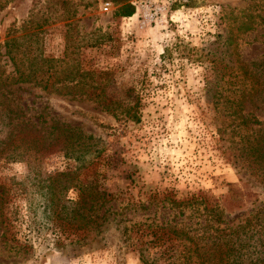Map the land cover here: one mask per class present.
I'll list each match as a JSON object with an SVG mask.
<instances>
[{"label": "rangeland", "instance_id": "obj_1", "mask_svg": "<svg viewBox=\"0 0 264 264\" xmlns=\"http://www.w3.org/2000/svg\"><path fill=\"white\" fill-rule=\"evenodd\" d=\"M64 1L0 0V43L9 29L16 35L35 31L44 55L61 58L67 52L63 66L95 70L92 76L84 74L83 81L98 84L96 91L105 100L135 108L137 121L113 117L89 99L86 84L64 93H46L28 84H21L23 90L10 86L6 95L16 102L20 94L27 115L43 110L46 119L53 116L98 138L101 152L81 169V178L91 175L107 190L132 200L167 192L176 198L201 195L212 202L230 184L239 183L238 171L222 152L229 141L216 133L214 103L219 101L221 112L220 101L243 95L238 85L255 88L262 83L264 73L257 77L250 63L264 59V0ZM123 3L133 5L128 16L117 14ZM5 67L10 70L7 61ZM68 78L70 84L79 79L76 74ZM252 113L264 126V111ZM3 121L0 264H143L123 247L114 221L101 233L86 236L55 221L45 207V177L73 170L77 162L60 151L40 162L9 159V148L1 142ZM245 179L254 195L227 210L229 224L254 206H264V185ZM64 195L70 199L76 193L68 189ZM223 243L221 236L219 249L210 246L206 264H225ZM251 247L250 258L264 257V244ZM173 258L174 264H182L170 251L153 264H171Z\"/></svg>", "mask_w": 264, "mask_h": 264}, {"label": "trees", "instance_id": "obj_2", "mask_svg": "<svg viewBox=\"0 0 264 264\" xmlns=\"http://www.w3.org/2000/svg\"><path fill=\"white\" fill-rule=\"evenodd\" d=\"M60 2L64 4L65 1ZM132 10V4L123 3L117 8V14L128 16ZM15 32V29H9L0 43V119H5L3 123L6 125L1 142L9 148L6 156L9 159L40 162L45 156L60 151L63 157L77 162L73 170L45 177L46 184L42 186L46 189L45 207L51 216L54 215L55 221L84 236L99 234L114 221L123 247L134 251L143 264H153L169 251L172 257L177 254L176 259L180 256L182 264H206L207 251L210 246L219 249L221 236L226 245L225 264H264L263 255L250 258L251 246L264 244V206H254L246 216H237L233 224H229L225 217L227 210L238 207L246 197L254 195L244 185L248 182L246 176L264 185V126L252 113V109L264 111V77L255 88L238 85L236 90L243 95L220 101L223 111L219 112L216 105L219 101L214 103L218 121L216 133L221 140L229 141L227 150L225 147L222 152L238 171L239 183L230 184L225 193L212 202L201 195L176 198L167 192L132 200L107 190L91 175L81 178V169L93 163L101 152L98 138L85 135L78 127L68 126L53 116L46 119L43 110L27 115L26 108L20 105L22 96L18 94L15 102L6 94L10 93L12 85L18 90L24 89L21 84H28L38 86L46 93H64L75 86L84 89L86 84L85 89H90L89 99L100 104L113 117L119 115L137 121L139 117L135 108L120 101L105 100L96 91L100 90L98 84H91L92 79L88 84L83 81L84 74L92 76L95 70H82L79 64L71 69L63 66L67 52L64 51L61 58L44 55L38 50L37 32L28 30L19 35ZM6 61L10 64L8 71ZM261 62L264 63V59ZM261 62L250 63L260 78L264 73L261 72L264 67ZM241 66L244 72L250 73L244 64ZM70 74H76L79 79L70 84ZM246 107H249L247 111ZM68 189L75 191L74 198H64ZM2 194L3 189L0 190V200ZM221 223L224 226H219ZM175 261L173 258L168 262L174 264ZM116 264L124 262L116 260Z\"/></svg>", "mask_w": 264, "mask_h": 264}]
</instances>
